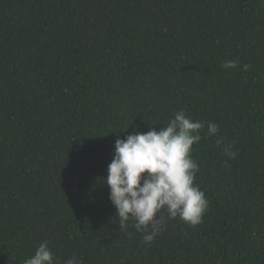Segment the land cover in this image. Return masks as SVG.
Listing matches in <instances>:
<instances>
[{
	"label": "trees",
	"instance_id": "trees-1",
	"mask_svg": "<svg viewBox=\"0 0 264 264\" xmlns=\"http://www.w3.org/2000/svg\"><path fill=\"white\" fill-rule=\"evenodd\" d=\"M179 110L209 207L146 245L101 182ZM45 240L56 264H264V0H0V264Z\"/></svg>",
	"mask_w": 264,
	"mask_h": 264
},
{
	"label": "clouds",
	"instance_id": "clouds-1",
	"mask_svg": "<svg viewBox=\"0 0 264 264\" xmlns=\"http://www.w3.org/2000/svg\"><path fill=\"white\" fill-rule=\"evenodd\" d=\"M221 66L233 69L238 61L227 60ZM242 67L247 71L251 65ZM204 127V122L193 120L184 110H179L159 130H137L126 138L116 139L108 175L101 183L109 187V199L116 208L120 229L131 221V226L142 234V243L150 245L165 230L168 220L178 217L192 227L203 222L209 201L195 183L200 168L192 153L193 145L202 139ZM218 132L216 123H207L206 136ZM221 143L222 139H217V145ZM231 147L228 145L223 151L235 158L237 153ZM23 264H56L49 242L40 243L34 255ZM64 264L83 262L72 257Z\"/></svg>",
	"mask_w": 264,
	"mask_h": 264
}]
</instances>
